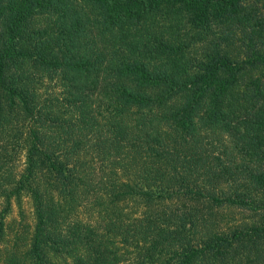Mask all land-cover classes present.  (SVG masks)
<instances>
[{
    "label": "trees",
    "instance_id": "16d2710c",
    "mask_svg": "<svg viewBox=\"0 0 264 264\" xmlns=\"http://www.w3.org/2000/svg\"><path fill=\"white\" fill-rule=\"evenodd\" d=\"M0 264H264V0H0Z\"/></svg>",
    "mask_w": 264,
    "mask_h": 264
},
{
    "label": "rangeland",
    "instance_id": "374dc122",
    "mask_svg": "<svg viewBox=\"0 0 264 264\" xmlns=\"http://www.w3.org/2000/svg\"><path fill=\"white\" fill-rule=\"evenodd\" d=\"M32 209L28 200H24L22 210L15 203L6 218V234L4 243L6 248L18 246L23 248L32 230ZM25 248V247H24Z\"/></svg>",
    "mask_w": 264,
    "mask_h": 264
}]
</instances>
